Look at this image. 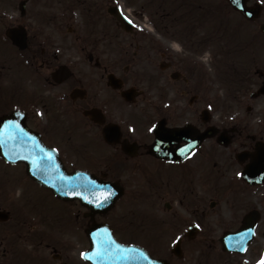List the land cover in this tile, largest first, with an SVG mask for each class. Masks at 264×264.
<instances>
[{"label":"flooded vegetation","instance_id":"af4514ba","mask_svg":"<svg viewBox=\"0 0 264 264\" xmlns=\"http://www.w3.org/2000/svg\"><path fill=\"white\" fill-rule=\"evenodd\" d=\"M26 1L33 24L0 23V264H92L98 226L165 264H260L264 0ZM63 173L122 195L65 201L42 183Z\"/></svg>","mask_w":264,"mask_h":264},{"label":"water","instance_id":"95a60500","mask_svg":"<svg viewBox=\"0 0 264 264\" xmlns=\"http://www.w3.org/2000/svg\"><path fill=\"white\" fill-rule=\"evenodd\" d=\"M26 2L20 3L22 14H25ZM7 35L13 40L15 45L20 48L26 46V35L23 28H13L8 30ZM58 180L52 179L51 174H47L42 183L47 184L55 195L63 200L80 199L84 202L96 201V203L87 204L89 207L106 208L114 203V201L122 194H111V186H89L92 180L81 173L78 174H58ZM104 196L110 198L106 201ZM87 197V199H85ZM99 229L94 233L95 237H91V250L86 254L92 264H165L161 260L153 259L145 250L137 246H128L119 243L111 233L103 235ZM106 232V231H105Z\"/></svg>","mask_w":264,"mask_h":264},{"label":"rangeland","instance_id":"374dc122","mask_svg":"<svg viewBox=\"0 0 264 264\" xmlns=\"http://www.w3.org/2000/svg\"><path fill=\"white\" fill-rule=\"evenodd\" d=\"M20 0H0V23L7 24V26L19 22L21 24H25L29 22L30 24L34 23V19H30L31 15L27 19H21L20 13L18 10V3ZM33 13L32 8L35 9V5L32 7L31 4L28 5V8ZM3 29V28H2ZM1 32H4V30Z\"/></svg>","mask_w":264,"mask_h":264},{"label":"snow or ice","instance_id":"6c2138e0","mask_svg":"<svg viewBox=\"0 0 264 264\" xmlns=\"http://www.w3.org/2000/svg\"><path fill=\"white\" fill-rule=\"evenodd\" d=\"M127 19V18H126ZM129 23H131V21H129ZM110 197L109 196H104V200L106 201L107 199H109ZM85 199H87V197H85ZM91 203H96V201H90ZM96 206L97 207H99L100 206V204L99 203H96ZM82 256H85L86 254H84V253H82L81 254ZM260 264H264V260H262L261 262H260Z\"/></svg>","mask_w":264,"mask_h":264}]
</instances>
